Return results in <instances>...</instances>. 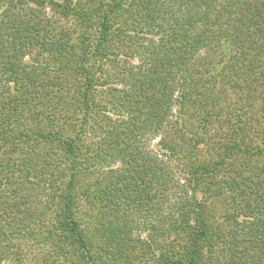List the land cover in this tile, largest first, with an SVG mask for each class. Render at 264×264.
I'll return each mask as SVG.
<instances>
[{"label":"trees","instance_id":"obj_1","mask_svg":"<svg viewBox=\"0 0 264 264\" xmlns=\"http://www.w3.org/2000/svg\"><path fill=\"white\" fill-rule=\"evenodd\" d=\"M0 264H264V0H0Z\"/></svg>","mask_w":264,"mask_h":264},{"label":"rangeland","instance_id":"obj_2","mask_svg":"<svg viewBox=\"0 0 264 264\" xmlns=\"http://www.w3.org/2000/svg\"><path fill=\"white\" fill-rule=\"evenodd\" d=\"M57 16V18H59V16L58 15H56ZM66 22V23H65ZM64 22V24H62L63 26H65L66 27V31L67 32H70L71 34H72V37L75 39V38H77L78 37V29H77V23L74 21V20H72V19H69V20H66ZM113 87H116V88H120L121 86L120 85H117V84H115ZM234 102L235 101V98L234 97H229L228 98V101L227 102ZM178 169L179 170H181V168H180V166L178 165ZM154 215H155V212H154ZM216 216H217V214H215ZM218 222V221H217Z\"/></svg>","mask_w":264,"mask_h":264}]
</instances>
